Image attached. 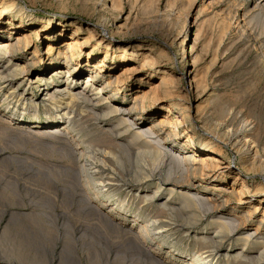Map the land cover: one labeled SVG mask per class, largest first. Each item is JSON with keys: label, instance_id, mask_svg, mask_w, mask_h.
Here are the masks:
<instances>
[{"label": "rangeland", "instance_id": "obj_1", "mask_svg": "<svg viewBox=\"0 0 264 264\" xmlns=\"http://www.w3.org/2000/svg\"><path fill=\"white\" fill-rule=\"evenodd\" d=\"M0 9V41L22 39L14 52L32 78L27 97H39L34 78L54 76L65 51L80 79L101 62L92 85L112 82L104 96L121 106L73 122L80 151L70 152L56 136L22 135L21 106L0 94V118L13 119L0 123V264H264V0H0ZM23 118L49 126L41 107ZM143 129L158 155L134 137ZM192 149L211 162L205 172L182 157ZM213 248L240 258L227 263Z\"/></svg>", "mask_w": 264, "mask_h": 264}, {"label": "bare ground", "instance_id": "obj_2", "mask_svg": "<svg viewBox=\"0 0 264 264\" xmlns=\"http://www.w3.org/2000/svg\"><path fill=\"white\" fill-rule=\"evenodd\" d=\"M8 8V7H6ZM2 14V11L0 9V15ZM93 33V32H92ZM91 34V33H90ZM16 35V34H15ZM103 38V37H101ZM26 39V38H25ZM1 40V37H0ZM21 38L16 37L14 38V36L12 37V35H8V37L3 40L0 41V94L3 95V101H7L8 98L11 99V97L15 98V102H16V107L17 106H21V115L20 118L21 121H18L14 123L15 127L18 128V130L20 131V133L25 134V136L28 134H37L39 136L42 137H54L55 138H60L61 141H63L64 144V148L66 149H70L71 151H80L77 148V145L75 143V139L73 137V133H70V131L68 130V127L73 123V122H77L80 121V117L84 115H86V113H90V114H94V115H98L100 113V111L103 112L104 115L108 114H113V113H119L121 106H116L115 104L112 103L113 99H109V97H105L104 96V89H107V87L110 86V84L112 82L107 81V82H103L102 85H99V87H94L92 85V81L93 79L97 78L99 76L100 73V69L102 64L101 62H95V64H93L92 68L93 70H87L88 75L84 78V79H80V77H78V73L76 70H74V68L70 67L69 63V58H68V53H66L65 51L63 52V57H64V64L63 65H54V76L52 77H46V74L43 73H38V76H36L37 81L35 80L33 85H37V83H40V85H38V87L41 90V93L39 94L38 98H29L26 96L25 90L22 88V86L24 84H26L28 82V84L31 83V79L28 80L25 76H21V74L25 73V69L20 65V62H18L19 59H15V52H14V48L18 46V44L21 42ZM90 39H85V43L90 42ZM72 41V40H71ZM75 41V40H74ZM26 42V40H25ZM74 43V42H73ZM73 43L68 42L67 46L65 47L66 50H68L69 55L71 54L72 56V47H73ZM66 44V43H65ZM77 45V43H75ZM98 44H102V42H99ZM84 46V44H83ZM16 47V48H17ZM63 47V46H62ZM106 48V46H105ZM20 49V48H19ZM59 49V48H58ZM64 49V48H63ZM20 51V50H19ZM57 51V55L60 56V54H62L60 50H56ZM71 51V52H70ZM106 52V51H105ZM66 53V54H65ZM74 56V55H73ZM121 58H123L122 54L120 56ZM87 58H89V54L87 55ZM53 62V61H52ZM51 62V63H52ZM26 65V64H25ZM24 65V66H25ZM27 66V65H26ZM75 67V66H73ZM28 70V69H27ZM63 75V76H62ZM65 78V82L63 83V85H57V83H55L54 78ZM33 79V80H34ZM100 79V78H99ZM28 80V81H27ZM27 81V82H26ZM49 81L50 84L46 85V82ZM102 81V80H101ZM104 81V79H103ZM116 82V81H115ZM25 87V86H24ZM36 87V86H35ZM38 89V88H37ZM115 90H117L115 88ZM29 92V91H28ZM118 92L117 91H113V93ZM101 94H103L101 96ZM111 98V97H110ZM136 98V97H135ZM109 100V101H108ZM8 102V101H7ZM9 103V102H8ZM7 104V103H6ZM11 104V103H9ZM14 106V107H15ZM11 107V106H10ZM13 107V108H14ZM42 108L44 110V114H45V119L47 124L49 125L47 128H45L44 130H38L36 129V127L34 126H24L23 125V116L26 114V112L31 113L33 116H38L39 115V108ZM122 111H124L122 109ZM2 112V111H1ZM121 112V111H120ZM5 114V113H4ZM84 115V116H85ZM102 116V115H101ZM116 116V115H115ZM1 117V116H0ZM9 117V116H8ZM12 117V116H11ZM90 117V116H89ZM119 117V116H118ZM123 117V116H122ZM36 118V117H34ZM83 118V117H82ZM103 118V117H102ZM106 118V117H105ZM104 118V119H105ZM168 118V117H167ZM166 118V119H167ZM95 119V118H93ZM121 119V117H120ZM124 119V117H123ZM98 120V118L96 119V121ZM13 119L12 118H0V123H12ZM100 121V120H99ZM103 121V119H102ZM127 121V120H126ZM82 122V119H81ZM95 122V120H94ZM83 123V122H82ZM97 123V122H96ZM103 123V122H102ZM117 123V122H116ZM9 124V125H10ZM74 124V123H73ZM72 124V126H73ZM118 124V123H117ZM128 124V123H127ZM7 125V124H6ZM79 125V124H78ZM81 125V124H80ZM100 125V124H99ZM98 125V126H99ZM126 125V123L124 124ZM123 125V126H124ZM13 126V125H12ZM96 126V125H95ZM94 126V127H95ZM97 126V127H98ZM119 126V125H118ZM130 126V125H129ZM141 126V125H140ZM1 127V125H0ZM7 127V126H6ZM83 127V124H82ZM81 127V128H82ZM131 127V126H130ZM147 127V126H146ZM4 128V126L2 127V129ZM9 127L5 128L8 129ZM74 128V127H73ZM79 128V127H78ZM100 128V127H99ZM0 129L2 132L3 130ZM100 129H104V127L100 128ZM140 129V128H139ZM14 130V128H13ZM97 130V129H96ZM115 129H113L114 131ZM141 130V129H140ZM148 132H150L151 134H153V130L149 127L147 128ZM0 131V132H1ZM16 131V130H15ZM73 131V130H72ZM75 131V129H74ZM107 131V130H106ZM104 131V132H106ZM121 131V130H120ZM13 132V131H12ZM76 132V131H75ZM101 132V131H100ZM112 132V131H111ZM117 132V131H116ZM142 132L144 133V129L140 132H134V137H142ZM7 133V131H6ZM19 133V135H20ZM146 133V131H145ZM144 133V134H145ZM5 134V133H4ZM101 134H104L103 132ZM106 134V133H105ZM130 134V133H129ZM8 135V134H7ZM22 135H20L22 137ZM75 135V134H74ZM111 135V134H110ZM1 136V135H0ZM15 136V134H14ZM36 136V135H35ZM34 136V138H35ZM116 136V135H115ZM130 136V135H129ZM132 136V135H131ZM144 136V135H143ZM30 137V136H29ZM28 137V138H29ZM38 137V136H37ZM157 137V136H155ZM154 137V138H155ZM2 138V137H1ZM12 138V137H11ZM16 138V137H15ZM27 138V137H25ZM76 138V137H75ZM115 137H113L112 139H114ZM118 138V137H117ZM153 136H146L145 138H141L143 143V146H145L146 148L149 149V152H152V155L154 153H156L155 155H158L161 151H159V148L156 146L155 143H153ZM54 139V138H53ZM133 139V138H131ZM59 140V141H60ZM26 141V140H25ZM39 141V139H38ZM37 141V142H38ZM136 141V140H135ZM158 144L160 143V139L158 140ZM18 142V141H17ZM163 142V141H162ZM50 143V142H49ZM55 143V142H54ZM60 143V142H59ZM119 143V141L117 142ZM39 144V143H38ZM63 144H61L63 146ZM76 146H75V145ZM48 145V144H47ZM57 145V144H56ZM60 145V146H61ZM67 146L69 148H67ZM140 146V147H143ZM53 147V146H52ZM58 147V146H57ZM144 147V148H145ZM164 147V146H163ZM162 147V148H163ZM181 148V147H180ZM55 149V148H54ZM58 149V148H56ZM193 151H186L184 152V156L182 154L183 158H188L189 156L192 158V162L193 163H197L200 162V164L198 165H188L191 169H193L194 171L197 172V170H201L202 172L205 170H208L209 166H211V162L209 164L208 162V158L204 156H199L197 155L195 149H192ZM66 151V150H65ZM154 152V153H153ZM148 153V152H147ZM92 154V153H91ZM80 155V154H78ZM85 155V153H84ZM151 155V154H150ZM151 155V157H152ZM203 155V153H202ZM81 156V155H80ZM79 156V157H80ZM162 156V155H161ZM76 157V155H75ZM82 157V156H81ZM84 157V156H83ZM157 157V156H156ZM189 157V158H190ZM153 158V157H152ZM158 158V157H157ZM210 158V157H209ZM81 159V158H80ZM155 159V157L153 158V160ZM187 161V160H186ZM75 162V161H74ZM180 162V161H179ZM190 162V161H189ZM78 163V162H77ZM188 163V162H186ZM75 166V165H74ZM85 166V165H84ZM71 167V166H70ZM79 167V166H78ZM186 167V166H185ZM187 168V167H186ZM189 168V169H190ZM81 170V169H80ZM84 170V169H83ZM82 171V170H81ZM96 172V171H95ZM188 173V172H187ZM193 173V172H192ZM94 174V173H93ZM201 174V172H200ZM204 174V173H203ZM109 182V181H108ZM115 183V182H114ZM102 184V183H101ZM111 185V184H110ZM160 185V184H158ZM157 185V186H158ZM156 186V187H157ZM213 187V186H212ZM96 188V187H95ZM85 189V188H84ZM138 189V188H137ZM144 190V189H143ZM158 190V189H156ZM172 191V190H171ZM156 192V191H155ZM169 192V191H168ZM238 192V191H237ZM88 195V193H86ZM140 193H138L139 195ZM144 194V193H143ZM237 194V193H236ZM241 192H239V196H240ZM137 195V194H136ZM142 195V193H141ZM146 195V194H145ZM148 196V195H147ZM243 196V195H242ZM88 197V196H87ZM138 197V196H137ZM144 197V196H142ZM153 197V196H152ZM187 198V197H186ZM90 199V198H89ZM143 199V198H142ZM151 199V198H150ZM154 198H152L153 201ZM156 199V198H155ZM194 199V198H193ZM210 199V197H209ZM90 200H88L89 202ZM147 201V200H145ZM150 201V200H149ZM150 201V202H152ZM87 202V201H86ZM148 202V201H147ZM162 202V201H161ZM95 204V203H94ZM155 204V203H154ZM165 204V203H164ZM159 205V204H158ZM157 205V207H158ZM96 206V205H94ZM163 206V205H162ZM154 207V206H153ZM167 207V206H166ZM165 208V205H164ZM258 209V208H257ZM256 210V207L255 209ZM96 212V211H95ZM264 216V215H263ZM109 220H111L109 218ZM262 220V219H261ZM261 222V221H260ZM228 225V224H227ZM210 244V243H209ZM245 245V244H244ZM220 245H217V247ZM146 247V246H145ZM142 248V247H141ZM151 248V247H150ZM219 248V247H218ZM222 248V247H221ZM148 249V248H146ZM216 249V248H215ZM262 249V248H261ZM214 251V248L212 249ZM243 250V249H242ZM148 251V250H147ZM146 251V252H147ZM212 251L213 255H217L219 257L223 256L224 258H228L226 261L227 263H230V260H238V258H236L238 255L232 256L231 252L229 250H222V249H217L214 252ZM145 252V251H144ZM207 252V251H206ZM239 252V251H238ZM237 252V253H238ZM202 253V251H201ZM208 253V252H207ZM146 254V253H145ZM209 254V253H208ZM239 254V253H238ZM242 254V253H241ZM262 254V253H261ZM234 255V254H233ZM199 257V256H198ZM152 258H154V260L156 259V261H160L159 258H157V256H153ZM197 258V257H196ZM242 258V257H241ZM244 259V258H242ZM253 260V258H251ZM257 259H260L259 257ZM250 260V258H249ZM233 262V261H232ZM259 262V261H258ZM262 263V262H260ZM254 264V263H253Z\"/></svg>", "mask_w": 264, "mask_h": 264}]
</instances>
